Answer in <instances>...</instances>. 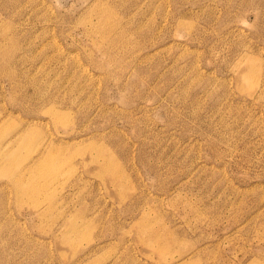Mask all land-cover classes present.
<instances>
[{
  "label": "rangeland",
  "instance_id": "rangeland-1",
  "mask_svg": "<svg viewBox=\"0 0 264 264\" xmlns=\"http://www.w3.org/2000/svg\"><path fill=\"white\" fill-rule=\"evenodd\" d=\"M0 264H264V0H0Z\"/></svg>",
  "mask_w": 264,
  "mask_h": 264
},
{
  "label": "bare ground",
  "instance_id": "bare-ground-1",
  "mask_svg": "<svg viewBox=\"0 0 264 264\" xmlns=\"http://www.w3.org/2000/svg\"><path fill=\"white\" fill-rule=\"evenodd\" d=\"M99 9H100V8H99ZM99 9H98V10H99ZM102 9H103V8H102ZM98 12H101V11H98ZM102 12H103V10H102ZM105 12H106V11H105ZM102 14H103V13H101V15H102ZM107 14H108V13H107ZM107 16H108V15H107ZM105 17H106V16H105ZM105 17H104V18H105ZM102 18H103V17H102ZM104 18H103V19H104ZM103 19H102V20H103ZM103 21H104V20H103ZM105 21H106V19H105Z\"/></svg>",
  "mask_w": 264,
  "mask_h": 264
}]
</instances>
